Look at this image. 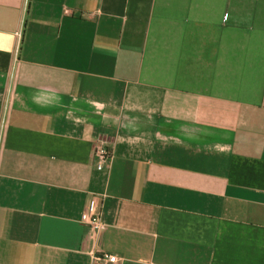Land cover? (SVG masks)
<instances>
[{
    "label": "crops",
    "instance_id": "0c3cea01",
    "mask_svg": "<svg viewBox=\"0 0 264 264\" xmlns=\"http://www.w3.org/2000/svg\"><path fill=\"white\" fill-rule=\"evenodd\" d=\"M0 264H264V0H0Z\"/></svg>",
    "mask_w": 264,
    "mask_h": 264
},
{
    "label": "built area",
    "instance_id": "2783aa9c",
    "mask_svg": "<svg viewBox=\"0 0 264 264\" xmlns=\"http://www.w3.org/2000/svg\"><path fill=\"white\" fill-rule=\"evenodd\" d=\"M96 156L99 161V167L103 171H107L109 166L108 163L112 158V153L109 149L105 147H100L96 151ZM103 204L99 202L97 199H92L86 211L82 214L81 221L89 226H91L93 229L100 231L103 226V210H102ZM105 259L109 263H115L117 260L116 255H109L105 256Z\"/></svg>",
    "mask_w": 264,
    "mask_h": 264
}]
</instances>
